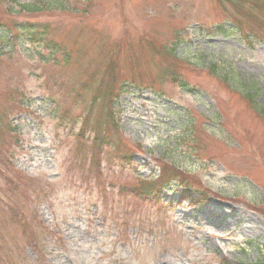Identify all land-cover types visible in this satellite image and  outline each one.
Returning a JSON list of instances; mask_svg holds the SVG:
<instances>
[{
	"label": "rangeland",
	"instance_id": "1",
	"mask_svg": "<svg viewBox=\"0 0 264 264\" xmlns=\"http://www.w3.org/2000/svg\"><path fill=\"white\" fill-rule=\"evenodd\" d=\"M17 1L62 51L0 37V264L263 261L264 0Z\"/></svg>",
	"mask_w": 264,
	"mask_h": 264
},
{
	"label": "trees",
	"instance_id": "2",
	"mask_svg": "<svg viewBox=\"0 0 264 264\" xmlns=\"http://www.w3.org/2000/svg\"><path fill=\"white\" fill-rule=\"evenodd\" d=\"M60 4L62 9H66V2L64 0H52L51 3L48 5H43V4H36V3H20V2H15L16 7H10L9 12L18 15V14H23V13H28V14H37V13H43L45 11H48L49 9L47 7L52 6V4ZM257 3H255L256 5ZM262 10H264V5L259 6ZM17 34L14 33H8V30H0L1 35L0 37L6 40L7 38L9 39L10 45L12 43H15L18 41L19 43H27V44H38V45H43V47L49 51H51V54H57L62 51L61 47L59 46L58 43L52 41L53 39L50 38V29L46 25H37V24H31V23H23L18 25L17 27ZM176 48H178L176 46ZM175 48V50H176ZM68 60V58L66 59ZM175 83H177L181 88H186V84L184 83L183 80L181 79H176L174 78ZM238 92L241 94L243 99H245L250 106L259 114L262 119L264 120V106H261L258 103V95L260 93V89L258 84L256 83H251L250 87H247V85L242 84V82L238 83ZM125 88V87H124ZM130 157H124V159H129ZM172 181H177V180H171ZM150 188L146 187H141L140 190H142L143 193L145 194H153L155 184L149 185ZM162 186V185H161ZM169 186V187H166ZM162 186L163 190H170L173 189L174 187L170 185ZM162 190V191H163ZM179 191V190H178ZM189 191H185L184 193L178 192L179 198L182 200H189L192 202L193 206L196 207H204L207 205V202L209 203V198L204 196L201 201L198 199H194V197L188 194ZM196 193L199 195V192L196 191ZM196 201V202H194ZM199 201V202H198ZM194 202V203H193ZM259 248H263L262 253L264 254V244L261 245ZM264 256V255H263ZM255 264H264V258L263 261H260Z\"/></svg>",
	"mask_w": 264,
	"mask_h": 264
}]
</instances>
